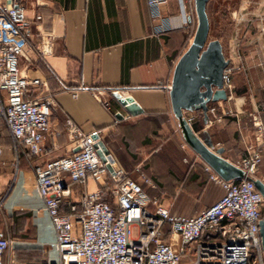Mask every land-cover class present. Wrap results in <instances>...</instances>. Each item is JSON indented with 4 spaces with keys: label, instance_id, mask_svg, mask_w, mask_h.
Returning <instances> with one entry per match:
<instances>
[{
    "label": "crops",
    "instance_id": "obj_1",
    "mask_svg": "<svg viewBox=\"0 0 264 264\" xmlns=\"http://www.w3.org/2000/svg\"><path fill=\"white\" fill-rule=\"evenodd\" d=\"M10 4L23 7L33 31L24 55L19 57L22 72L41 82L29 87V97H49L51 113L38 154L29 153L23 144L15 145L7 129L1 128L0 229L11 240L2 254V264L48 259L43 235L51 226L44 200L36 192L34 167L76 149L67 120L83 132L98 129L112 159L131 178L141 181L140 173L147 177L150 184L140 182L143 193L168 210L165 198H177L174 207L181 209L199 193L205 197L199 202L203 208L221 195L220 186L203 169L206 163L182 139L167 94L173 64L195 26L192 3L186 23H181L177 0H159L153 6L147 0H0V8ZM260 14H264V0H237L226 15L224 41L223 19L214 20L217 26L212 38L219 41L228 64L237 68L229 75L226 98L208 104L216 105L217 113L228 109L231 114L203 124L199 110L182 111L183 116H197L198 127L193 132L207 136L211 148L220 147V156L230 162L244 155L247 135L240 127V100L243 95L249 102L255 99L252 93L247 96L239 91L242 86L249 90L259 86L262 91L258 97L264 100V32L257 30L253 20ZM37 23L53 37L52 52L46 56L36 49ZM97 89L101 90L98 96L94 93ZM111 89L125 90L141 111L127 113ZM115 109L127 116L115 117ZM233 134L239 135L235 138ZM101 180L88 178L85 185L70 183L68 198L77 202L85 190L99 187ZM19 217L25 218V223L15 226ZM8 220L13 224L12 234L7 231ZM29 236L32 241L25 242ZM24 243L35 248L25 250ZM39 252L42 258L37 257Z\"/></svg>",
    "mask_w": 264,
    "mask_h": 264
},
{
    "label": "built area",
    "instance_id": "obj_2",
    "mask_svg": "<svg viewBox=\"0 0 264 264\" xmlns=\"http://www.w3.org/2000/svg\"><path fill=\"white\" fill-rule=\"evenodd\" d=\"M157 1L147 3L153 6ZM177 1L181 23H186L192 0ZM253 20L257 30L264 32V14ZM30 24L21 5L0 8V136L3 123L15 145L23 144L29 153L38 154L49 129L51 100L29 97V87L41 82L28 78L19 65L33 34ZM35 27L36 49L41 56L49 55L53 37L38 23ZM235 68L227 63L222 69L224 89L230 88L229 75ZM100 92L94 91L97 96ZM110 93L115 99L129 96L122 89ZM216 108L207 104L206 115L211 117L206 116L203 124L231 114L228 109L217 113ZM113 113L117 118L127 116L118 109ZM249 114L251 139L243 142L244 155L231 162L240 175L223 179L205 164L208 178L222 193L192 215L170 213L159 201L148 198L140 184H150L147 177L140 173L141 181L136 180L104 154L103 160L99 158L98 129L83 132L67 120V131L77 149L34 167L36 192L44 200L53 231V254L49 251L47 261L26 264H180L186 244H190L191 264H264L258 231L263 200L252 181L264 151V125L260 112ZM98 177L102 179L99 187L85 190L77 202L68 198L70 183L85 185L88 178ZM10 243L0 229V264Z\"/></svg>",
    "mask_w": 264,
    "mask_h": 264
},
{
    "label": "water",
    "instance_id": "obj_3",
    "mask_svg": "<svg viewBox=\"0 0 264 264\" xmlns=\"http://www.w3.org/2000/svg\"><path fill=\"white\" fill-rule=\"evenodd\" d=\"M206 1L192 0L195 26L190 41L173 64L167 94L171 112L176 118L184 142L216 174L223 179H229L239 176L240 170L220 156V147L211 148V141L207 136H197L182 114L183 110L197 109L201 112L202 120L204 121L207 116L208 102L226 98L225 89L222 87L221 72L228 60L222 54L219 41L216 38H207ZM117 101L131 115L141 111L139 106L129 96L125 98L118 97ZM260 116L264 125V112H261ZM116 117L118 116L116 115ZM97 144L100 148L97 150L99 158L103 160L104 154L108 161H112L113 159L102 141L99 140ZM252 181L261 193L263 200L262 213L258 221V231L264 258V185L258 178Z\"/></svg>",
    "mask_w": 264,
    "mask_h": 264
},
{
    "label": "rangeland",
    "instance_id": "obj_4",
    "mask_svg": "<svg viewBox=\"0 0 264 264\" xmlns=\"http://www.w3.org/2000/svg\"><path fill=\"white\" fill-rule=\"evenodd\" d=\"M237 0H208L206 2L205 5V12H206V16H207V20L209 19V30L207 31V38H212V35L216 33L215 26H217L214 23L215 18H221L223 19V26L221 28V36H222V40L224 41L225 39V35L228 32V24L226 21L227 18V13L229 11V8H232L235 6ZM194 22H195V18H194ZM259 86H256V88H249L247 87V89H244L245 86H242L241 90L239 91V93L241 94H245V95H249L252 93V97L254 96V100H251L249 102L248 99H246V97L243 95L242 99L240 100L241 104V108L243 109L241 114V121L243 122V126H240L241 128H244V134L243 135H247L246 139L249 140L251 139L252 136V132H253V125L250 119V112H252L253 110H257L258 112H264V100L260 99L261 97H258L261 95V89L258 88ZM239 102V101H237ZM237 128V127H235ZM236 132V131H235ZM234 137L236 138V135L239 134H233ZM255 177L260 179L263 183H264V151H262L261 153V157H260V161L256 166V170H255ZM206 192V191H205ZM107 196H104V198H106ZM109 197V196H108ZM202 198L205 197H200L199 193L196 194V197L192 198L190 200V202H186L185 203V208H175V204L177 203V198H165L168 203H169V210L171 212H175V213H181V214H185V215H191L194 214L195 212H197L200 208L201 205H199V202L202 200ZM108 199V198H107ZM159 199V198H158ZM7 222V231L9 232V234H12V228H13V224L10 222V220L6 221ZM23 223H25V218L23 217H19L18 220H14V224L16 225H22ZM28 226V225H27ZM29 230V229H27ZM26 230V232H27ZM132 234H134V230L132 229ZM25 235L27 236L28 234L25 233ZM52 230L50 228H46L44 231V235H43V243H44V249L46 250L45 252L51 251L52 253V242H53V236H52ZM31 236H29L28 240H26L25 242H29L32 241L30 240ZM15 244V243H14ZM190 244H186L184 246V250H185V254H181L179 261L180 264H191V257H190V249L188 248ZM15 246V245H14ZM24 247L25 250H31L35 247H32L30 245H27L26 243H24V245H22ZM28 252V251H27ZM38 255H40L41 257H39ZM43 254L39 252V254H37L38 258H42ZM37 258H35L36 260Z\"/></svg>",
    "mask_w": 264,
    "mask_h": 264
},
{
    "label": "trees",
    "instance_id": "obj_5",
    "mask_svg": "<svg viewBox=\"0 0 264 264\" xmlns=\"http://www.w3.org/2000/svg\"><path fill=\"white\" fill-rule=\"evenodd\" d=\"M205 5H206V3H205ZM184 117H185V119H187L189 121V126L191 127L192 130H195L198 127L196 124L197 116H184ZM3 127L6 128L5 125L2 123L1 128H3Z\"/></svg>",
    "mask_w": 264,
    "mask_h": 264
},
{
    "label": "flooded vegetation",
    "instance_id": "obj_6",
    "mask_svg": "<svg viewBox=\"0 0 264 264\" xmlns=\"http://www.w3.org/2000/svg\"><path fill=\"white\" fill-rule=\"evenodd\" d=\"M263 185H264V183H263Z\"/></svg>",
    "mask_w": 264,
    "mask_h": 264
}]
</instances>
